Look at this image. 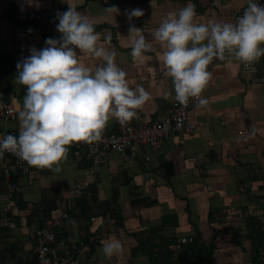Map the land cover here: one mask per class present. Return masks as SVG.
Returning <instances> with one entry per match:
<instances>
[{"label":"crops","instance_id":"0c3cea01","mask_svg":"<svg viewBox=\"0 0 264 264\" xmlns=\"http://www.w3.org/2000/svg\"><path fill=\"white\" fill-rule=\"evenodd\" d=\"M248 3L249 0H0V12L14 19L40 18L36 25L22 26L12 18L0 17V49L10 53L17 66L31 54V49L46 47L48 38L60 39L57 14L67 11L69 5L75 7L100 33L98 46L115 53L114 62L127 73L129 86L135 89L141 85L150 94L151 99L129 122L151 125L166 118L172 104L178 101L173 80L161 60L165 47L150 33L168 13H178L188 4L195 7L196 23H233V14L246 9ZM113 6L119 9L117 15L106 10ZM133 9L142 10L144 15L129 21L127 13ZM130 24L152 40L153 49L144 53L142 60L132 59ZM75 50L87 67L95 69L104 63L102 57ZM263 62L264 56L251 64L261 70ZM208 71L212 76L202 93L208 104L190 113L196 125L194 133L173 134L159 149L146 146L134 162L125 161L119 154L107 155L106 166L95 181L97 198L99 202L112 200L117 189L118 211L123 220L115 223L102 215L72 220L66 236L82 242L78 264H150L146 257L133 258L131 251L142 234L161 227L163 218L169 216H176L178 223L164 227L161 233L165 238L199 237L208 244L216 236L213 264H264V84L259 81L260 75L244 74L242 63L230 56L224 60L214 58ZM12 85L15 90L7 97L12 95L21 111V90L26 87L16 80ZM108 123L113 128L121 125L115 118ZM5 130H15L18 135L20 121L0 118V138ZM81 162L69 145L59 172L32 166V176L18 178L20 190L14 197L9 198L7 184L0 183V206L8 208L5 215L16 226L0 227V246L9 250L6 264H36L33 236L41 226V216L35 212L44 201L55 202L50 218H60L67 211L74 200L70 193L89 168ZM98 217L102 223L92 232L93 219ZM87 235L93 250L83 244ZM110 238L120 240L123 251L108 258L101 251V242Z\"/></svg>","mask_w":264,"mask_h":264},{"label":"clouds","instance_id":"9594fccd","mask_svg":"<svg viewBox=\"0 0 264 264\" xmlns=\"http://www.w3.org/2000/svg\"><path fill=\"white\" fill-rule=\"evenodd\" d=\"M106 10L119 13L115 6ZM127 15L131 21L144 13L133 9ZM195 16L194 5L188 4L178 13H168L150 35L165 47L161 60L173 80L176 101L187 106L195 98L200 108L208 104L202 93L211 79L208 66L214 58L224 60L228 53L250 65L264 56V5L249 0L234 24L196 23ZM57 19L60 39L48 38L46 47L31 49L17 64L16 82L27 90L18 113L20 130L18 136L0 138V156L7 151L30 166L59 172L70 144L98 141L111 118L121 124L131 121L151 97L143 86H129L127 73L114 62L115 53L98 46L100 33L88 17L69 5ZM128 38L134 61L153 49L152 40L131 24ZM75 49L102 57L103 65L95 69L83 65ZM101 244L108 258L123 251L115 238Z\"/></svg>","mask_w":264,"mask_h":264},{"label":"built area","instance_id":"2783aa9c","mask_svg":"<svg viewBox=\"0 0 264 264\" xmlns=\"http://www.w3.org/2000/svg\"><path fill=\"white\" fill-rule=\"evenodd\" d=\"M254 2L264 5V0H254ZM244 11L245 9L233 14V24L238 21ZM225 55L226 58L229 57L228 53ZM242 68L243 73L246 75H260L259 81L264 84V62L262 63L261 70L253 64L245 65L244 63H242ZM197 103L198 101L195 98H190L187 106L174 102L168 116L151 125L128 122L119 125L117 128H113V126L107 123L98 141L72 143L71 146L77 159L79 161L85 160L89 164V168L85 171L84 179L70 193L71 198L78 199L82 197L91 184L100 178L106 166L108 154H119L123 156L125 161L134 162L139 158L143 148L146 146L152 149H159L173 134L182 132L194 133L196 125L191 122L190 113L197 108ZM19 112L20 110L14 103V97L11 95L9 99L4 100L0 92V118L13 122L19 121ZM8 134L16 136V131L5 130L1 133V138ZM0 175L8 186L10 192L8 197L12 198L20 190L18 182L14 181L15 178L18 180L22 176H32L33 171L32 166L27 162L5 151L0 156ZM3 208L0 206V227L14 229L16 227L15 224L5 215L8 208ZM67 219L68 214L64 213L60 218L49 221L43 229L38 230L34 234L33 239L35 241V254L38 264H78L74 257L75 252H80L78 246L67 247L63 243H57L56 230L63 227ZM101 223V217L93 219L90 231L94 232ZM192 241V239L183 237L180 239L176 249L179 251L182 245H186Z\"/></svg>","mask_w":264,"mask_h":264},{"label":"trees","instance_id":"16d2710c","mask_svg":"<svg viewBox=\"0 0 264 264\" xmlns=\"http://www.w3.org/2000/svg\"><path fill=\"white\" fill-rule=\"evenodd\" d=\"M0 17L5 19L12 18V16L7 12H0ZM14 20L22 26H33L36 25L40 18L32 17L28 20ZM17 75L18 69L17 66L12 62L10 53L0 49V91L4 100H7V96L10 94V92L15 90L12 82L16 80ZM26 91V88L21 90V99H23V97L26 95ZM16 136H18L17 133ZM15 157L17 156L15 155ZM81 163L85 164L86 167L89 166L85 160H83ZM14 181H17V178H15ZM1 182L6 184L4 178L0 175V183ZM96 183L97 182L91 184L82 197L72 200V204L69 203L70 206H68V209L65 212L68 214V219L65 221L63 227L56 230L57 243H63L67 247L77 245L79 250L81 249L80 243L82 242H74L68 239L66 236V231L72 220L82 217L83 215H89L90 218L95 217L96 215H102L109 217L112 221L114 220L115 223L120 222L121 224L123 219L120 215V212L118 211L117 201L119 196L117 189L114 191V198L112 200L99 202L97 198ZM55 209L54 201H44L42 206L36 210L35 214L37 215L40 213L41 216V226L38 230L43 229L49 221L55 219L50 218L51 212ZM94 210H96V212ZM73 211H78L79 213L74 214ZM93 212H95V214H93ZM177 223L178 220L176 216L164 217L163 225L161 227L153 229L149 234L141 235L140 239L138 240V244L131 251L132 257H146L148 258L150 264H213V256L216 249V236H214L212 241L208 244L202 243L201 238L196 237L191 243L182 245L181 249L178 251L176 246L179 244L180 239H168L165 238L161 233L166 225L172 224L175 226ZM88 227L89 226L86 228V233L89 231ZM89 234L90 233H88V235ZM88 235L84 238V245H90V237ZM95 244L96 242L94 245ZM93 249L94 247L91 244L90 250ZM0 250V264H6L5 260L7 259L9 250L4 249L2 246H0ZM77 256L78 253L75 252V259ZM35 262L38 264L37 256H35Z\"/></svg>","mask_w":264,"mask_h":264},{"label":"rangeland","instance_id":"374dc122","mask_svg":"<svg viewBox=\"0 0 264 264\" xmlns=\"http://www.w3.org/2000/svg\"><path fill=\"white\" fill-rule=\"evenodd\" d=\"M137 264V263H136Z\"/></svg>","mask_w":264,"mask_h":264}]
</instances>
